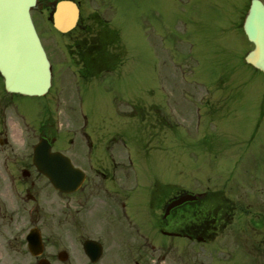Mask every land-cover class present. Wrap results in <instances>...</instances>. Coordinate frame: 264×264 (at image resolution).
Listing matches in <instances>:
<instances>
[{
    "label": "flooded vegetation",
    "instance_id": "obj_1",
    "mask_svg": "<svg viewBox=\"0 0 264 264\" xmlns=\"http://www.w3.org/2000/svg\"><path fill=\"white\" fill-rule=\"evenodd\" d=\"M52 2L38 0L39 27L40 6L50 13ZM73 42L77 49L72 58L84 62L79 70L92 72L99 62L108 68L116 63L114 53L105 51L101 59L78 38ZM187 99L177 104L183 123L172 120L171 103L166 108L170 105L172 116L155 102L148 118H142L136 116L142 113L141 104L133 102L125 113L133 135L118 131L109 137L102 120H93L90 130L75 126L69 148L63 150L57 147L55 110L40 123V96L9 93L0 74V264H264V161L258 162L264 146L258 160L252 156L242 162L249 155L246 150L237 158L232 148L214 145L208 126L217 107L209 100L206 118L194 117V101ZM171 125L179 127L180 137L185 133L181 148L187 161L179 173L167 171L163 181L148 172L151 149ZM41 138L53 150L67 153L85 173L81 186L68 196V226L48 224L51 217V222H60L59 206L56 202L46 209V202L55 200L41 194L44 175L33 162ZM129 139L134 144L130 147ZM197 152L207 166L197 164L191 172ZM125 234L133 242L126 248Z\"/></svg>",
    "mask_w": 264,
    "mask_h": 264
},
{
    "label": "rangeland",
    "instance_id": "obj_2",
    "mask_svg": "<svg viewBox=\"0 0 264 264\" xmlns=\"http://www.w3.org/2000/svg\"><path fill=\"white\" fill-rule=\"evenodd\" d=\"M248 1L82 0L83 23H89L88 18H94L95 12L105 18H111L110 24L120 32L121 43L126 49V59L120 67L89 81L81 77L79 67L68 49L70 39L67 36H73L77 31L67 36L57 32L54 37L53 27L46 21L47 13L40 12V29L47 45L46 50L51 58L52 52L53 56L59 57L58 63L56 58L51 59L55 65L51 93L48 97H40V123L46 113L56 107L55 116L59 119L61 127L57 147L67 150L69 137L72 135V120H81L79 117L84 113L90 121L110 122V119L114 118L109 126L111 136L118 127L123 126L119 124L118 117H130L119 115L118 111L128 110L131 100L136 98L144 105L154 100L160 102L163 92L165 94L166 90L172 88L174 93L170 103L174 114L172 116L170 105L165 113L170 114L173 121L178 119L179 122L180 119L183 123L181 116L178 117L180 108L177 104L182 100L187 102V98H191L189 93L194 101L193 116L205 119L206 108L201 104V95L205 96L210 90L209 99L217 107L213 116L215 120L210 123L211 133L215 135L214 145L232 148L236 151L237 158L239 152L246 150L249 155L244 157L242 162L252 160V156H257L255 159L258 160L261 147L264 146L261 102L264 73L247 66L242 60V52L251 47V43L245 40L236 24ZM180 77L184 78L189 89L186 94H181L185 85L181 83ZM54 97L57 102H47ZM144 116L148 118L146 113ZM257 126L260 127L255 133ZM145 128L146 126L143 127ZM170 130L158 135L152 145L154 148L151 149L152 170L148 172L153 171L156 177L163 181L167 171L179 173L182 163L187 161V156L181 148L184 131L180 137L177 125H171ZM120 132L123 135L132 132L133 135V130L128 127ZM170 133L173 135H169ZM253 133L255 137L250 141ZM143 134L144 132L141 135ZM129 145H134L132 139H129L127 146ZM155 146L161 148L155 149ZM196 155L194 161L190 159L191 172L194 171L192 168L197 169V164L207 166L204 163L206 159L202 155L199 156V152ZM259 160L261 161L258 162H263L264 158ZM222 162L227 163L228 160L224 159ZM41 194L45 200H55L50 204L46 202V209L52 208L53 205L56 207L57 203L59 206L60 222L57 223L54 219L51 222V217L48 224L68 226L69 197H57L47 180L43 181ZM3 221L7 222L6 219ZM123 238L126 248V243L130 240L126 234ZM155 241L161 242L159 238ZM132 243L128 245L132 246ZM157 252L160 253V248Z\"/></svg>",
    "mask_w": 264,
    "mask_h": 264
},
{
    "label": "water",
    "instance_id": "obj_3",
    "mask_svg": "<svg viewBox=\"0 0 264 264\" xmlns=\"http://www.w3.org/2000/svg\"><path fill=\"white\" fill-rule=\"evenodd\" d=\"M36 0H0V71L10 91L43 94L51 83L50 61L41 44L31 19L30 9ZM78 7L71 0H62L55 6L54 23L60 30L73 27ZM245 31L255 48L247 61L264 71V4L252 0L244 23ZM40 170L46 173L56 187L70 191L81 176L69 159L60 153L50 154L49 145L38 146Z\"/></svg>",
    "mask_w": 264,
    "mask_h": 264
},
{
    "label": "trees",
    "instance_id": "obj_4",
    "mask_svg": "<svg viewBox=\"0 0 264 264\" xmlns=\"http://www.w3.org/2000/svg\"><path fill=\"white\" fill-rule=\"evenodd\" d=\"M111 33L114 35V40H115V42H118L119 43V41H118V33L116 32V31H111ZM101 37V35H100V33L98 34V35H96V36H93V45H92V47L93 48H99V44H98V39Z\"/></svg>",
    "mask_w": 264,
    "mask_h": 264
}]
</instances>
